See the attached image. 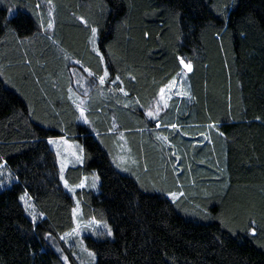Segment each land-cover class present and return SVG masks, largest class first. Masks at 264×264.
Listing matches in <instances>:
<instances>
[{
	"label": "trees",
	"instance_id": "obj_1",
	"mask_svg": "<svg viewBox=\"0 0 264 264\" xmlns=\"http://www.w3.org/2000/svg\"><path fill=\"white\" fill-rule=\"evenodd\" d=\"M68 51L93 85L115 82L90 124L62 90ZM181 59L185 91L161 106ZM59 137L82 146L72 184L100 177L76 191L81 220L103 226L86 250ZM3 168L15 180L0 190V264H264V0H0Z\"/></svg>",
	"mask_w": 264,
	"mask_h": 264
},
{
	"label": "rangeland",
	"instance_id": "obj_2",
	"mask_svg": "<svg viewBox=\"0 0 264 264\" xmlns=\"http://www.w3.org/2000/svg\"><path fill=\"white\" fill-rule=\"evenodd\" d=\"M187 69L184 68L182 75L178 81H176L175 85L171 87H167L162 94V102L160 105L164 106L165 101L171 99L175 94H178L179 92L185 91L186 88V76H187ZM159 105V108H160ZM158 114L157 112H154V115ZM119 144V151L117 152L115 163L117 167L124 173H127L126 166L129 165L134 157L132 147L130 146V143L128 139L123 136L122 139H120ZM166 141L169 143V141L166 139ZM52 147L55 149L58 158H59V165L61 168V182L65 189L73 195L75 198V206H74V219L76 222V228L74 231V234L78 236L79 242H81V247L86 250L85 241L84 238L87 235V230H94V229H102L103 226L96 221H84L81 220L82 215V206L80 201L76 197V191L78 189H81L83 187H86L89 185V182H92L91 187L94 188L95 191L100 190V177L95 174L90 178H84L83 181L80 184H72L66 177V170L70 166H74L77 164H80L83 160V153H82V146L79 141L77 140H71L67 138H61L56 139L55 141H50ZM133 162V161H132ZM3 174H6V177H3ZM15 179L12 177V175L9 174V172L3 168L0 170V190L10 187L12 185V182ZM175 194V195H172ZM180 194H177V192L170 193L169 196L172 199H176ZM21 197L24 199H21L27 215L33 220H38V210L36 209V205L33 202V200L30 198L28 193H24Z\"/></svg>",
	"mask_w": 264,
	"mask_h": 264
},
{
	"label": "crops",
	"instance_id": "obj_3",
	"mask_svg": "<svg viewBox=\"0 0 264 264\" xmlns=\"http://www.w3.org/2000/svg\"><path fill=\"white\" fill-rule=\"evenodd\" d=\"M89 49L91 52L94 51L96 54H100L97 47L96 33L95 37L93 36V34L91 36V43ZM64 60L66 64V81L62 90L65 91V96L67 98L68 104L71 106L74 115H76V119L81 123L90 124L91 122H93L92 116L94 114V106L99 104L100 101L102 102L103 97L108 94L107 87L111 89V85L115 86V82H111L110 86H108V83L106 82V77L103 76V83H101L100 77L99 82L96 85H93L92 80L90 79L92 76H97L95 75L94 69L82 63L81 59L70 54L69 51L68 55L64 58ZM80 66H82L83 69H81ZM61 138L67 137H59L51 140L55 141L56 139Z\"/></svg>",
	"mask_w": 264,
	"mask_h": 264
},
{
	"label": "snow or ice",
	"instance_id": "obj_4",
	"mask_svg": "<svg viewBox=\"0 0 264 264\" xmlns=\"http://www.w3.org/2000/svg\"><path fill=\"white\" fill-rule=\"evenodd\" d=\"M48 27H52V25L49 24ZM96 31H97V30H96L95 28L92 29L93 36H94V37H95V33H96ZM180 63H181V64L184 66V68L187 69L189 72L192 71V65H191V63H185L183 59L180 60ZM105 75H107V73H105ZM117 79H118V78H117ZM100 80H101V83H103V82H104V77H101ZM175 83H176V81H173L172 84L169 85V87L175 85ZM161 91L163 92V89H162ZM149 115L151 116L152 113L150 112ZM173 127H175V126H173ZM172 195H175V194H172ZM21 199H24V198L21 197ZM254 231H255V230L253 229V232H254ZM109 234H111L110 231H109ZM90 255H94V254H91V253H90Z\"/></svg>",
	"mask_w": 264,
	"mask_h": 264
}]
</instances>
